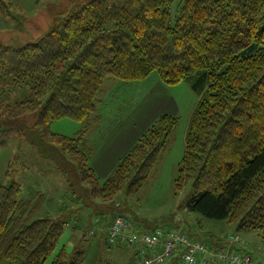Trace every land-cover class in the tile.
I'll return each instance as SVG.
<instances>
[{
    "label": "trees",
    "instance_id": "trees-1",
    "mask_svg": "<svg viewBox=\"0 0 264 264\" xmlns=\"http://www.w3.org/2000/svg\"><path fill=\"white\" fill-rule=\"evenodd\" d=\"M13 10L11 1L0 0L1 15L12 18ZM153 71L168 84L190 83L199 95L175 189L179 193L191 182L187 211L235 225L223 235L201 236L215 248H227V234H237L243 243L231 249L264 264V254H252L244 235L260 231L259 251L264 250V0H83L63 11L36 42L21 47L0 42V151L15 133L5 111L38 108L39 133L53 136L77 159L92 199L139 192L170 145L175 115L164 113L147 127L103 183L91 163L92 125L70 137L53 133L51 123L71 118L96 124L107 79L131 83ZM27 86L33 99L5 102L6 91ZM20 194L19 183L0 184V264H45L65 225L34 219L45 204L42 192L29 199ZM112 219L106 226L98 220L99 228L107 233ZM183 222L199 238L191 235L186 217ZM85 261L83 250L70 256L62 246L51 264Z\"/></svg>",
    "mask_w": 264,
    "mask_h": 264
},
{
    "label": "rangeland",
    "instance_id": "rangeland-1",
    "mask_svg": "<svg viewBox=\"0 0 264 264\" xmlns=\"http://www.w3.org/2000/svg\"><path fill=\"white\" fill-rule=\"evenodd\" d=\"M9 1L14 5L13 17L0 14V42L21 47L36 42L50 30L63 11L83 0ZM177 6L174 4L172 10L177 11ZM100 95L102 101L96 114L99 113L101 119L96 124L60 118L51 123V130L73 137L92 125L87 131L93 147L91 163L102 183L131 144L160 115L166 113L178 118L170 145L152 172L148 185L134 194L120 191L107 201L92 199L90 184L82 181L77 159L59 146L53 136H41L36 125L38 108L25 106L19 114L5 111L7 125L13 127L15 133L8 146L0 151V184L19 183L20 199L32 198L37 192L44 194L45 204L34 219L50 218L65 225L64 236L54 256L65 246L70 256L76 250H83L85 264H135L128 253L127 246L130 245H109L107 237L105 239L107 234L100 231L98 220L105 225L117 215L127 216L141 226L153 220L155 225L165 229L173 213L176 223V216L186 217L199 239H203L204 231H234L235 225L225 220L187 211L185 206L193 197L191 182L179 193L175 189L179 165L185 154L189 121L199 100L191 84L186 81L165 83L159 73L153 71L145 80L131 83L107 79ZM4 99L9 104L21 103L33 99L32 90L28 86L9 90ZM92 230L94 235H90ZM246 233L244 235H250V252L261 258L264 250L259 251L262 245L260 231ZM231 235L227 234L226 239ZM54 256L45 264H51ZM2 264H9V261Z\"/></svg>",
    "mask_w": 264,
    "mask_h": 264
},
{
    "label": "built area",
    "instance_id": "built-area-1",
    "mask_svg": "<svg viewBox=\"0 0 264 264\" xmlns=\"http://www.w3.org/2000/svg\"><path fill=\"white\" fill-rule=\"evenodd\" d=\"M176 226L171 229L156 228L143 230L131 218L115 216L108 229L109 244H141L135 264H165L174 257H179V264H254L249 255H241L231 249V244L243 243L237 234L229 237L227 248H215L209 239L192 238L179 216L175 217ZM91 235L95 232L92 230Z\"/></svg>",
    "mask_w": 264,
    "mask_h": 264
},
{
    "label": "crops",
    "instance_id": "crops-1",
    "mask_svg": "<svg viewBox=\"0 0 264 264\" xmlns=\"http://www.w3.org/2000/svg\"><path fill=\"white\" fill-rule=\"evenodd\" d=\"M134 144V143H133ZM133 144H131V146L133 145ZM131 148V147H130ZM129 148V149H130ZM128 149V150H129ZM128 152V151H127ZM126 152V153H127ZM125 153V154H126ZM124 154V155H125ZM123 155V156H124ZM122 156V157H123ZM121 157V158H122ZM120 158V159H121ZM119 159V160H120ZM119 162V161H118ZM117 162V163H118ZM93 165V164H92ZM117 165V164H116ZM115 165V166H116ZM94 167V169L96 170V172H97V169L95 168V166H93ZM164 219H166V218H163V220ZM135 222V221H134ZM147 222V221H146ZM137 225H139L141 228H143V229H155V228H157V227H160V226H158V225H155V223H154V221L153 220H151L150 222H147L145 225H140V223L139 222H135ZM166 225H167V227L165 228V229H171V228H173V227H175L176 226V222H174L173 221V213H172V215L170 216V218H169V220L166 222ZM104 226V225H103ZM106 226V225H105ZM188 226H189V231L191 230V235L192 236H194L192 233H197V231H196V229L194 228V227H192L189 223H188ZM161 228V227H160ZM100 231H102L101 229H100ZM229 231H232V230H229ZM103 232H105V231H103ZM205 232V231H204ZM210 232V231H209ZM224 233H227L226 232V230H224V231H222L221 233H215V234H217V235H223ZM246 237H250V235H246ZM105 239H106V236H105ZM124 246V245H126V244H116V246ZM116 246H114V247H116ZM141 244H136V245H130V246H127V247H129V249H128V253L130 254V258H132L133 260H135L136 261V256H137V253H138V251H139V249L141 248ZM165 264H179V257H174V258H172L171 260H169L168 262H166Z\"/></svg>",
    "mask_w": 264,
    "mask_h": 264
}]
</instances>
